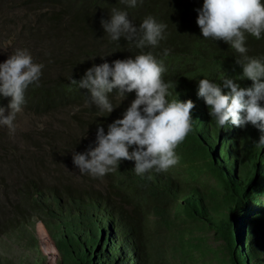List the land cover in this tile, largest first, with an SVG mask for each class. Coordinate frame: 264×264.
<instances>
[{
  "label": "trees",
  "instance_id": "16d2710c",
  "mask_svg": "<svg viewBox=\"0 0 264 264\" xmlns=\"http://www.w3.org/2000/svg\"><path fill=\"white\" fill-rule=\"evenodd\" d=\"M38 4L46 8L43 69H57L62 76L40 79L38 87L27 89L31 95L44 101L88 95L69 79L78 81L93 65L108 62V35L100 20L117 7L126 10L137 26L148 15L167 24L166 38L159 46L143 51L163 61L167 71L162 80L173 82L167 99L177 96L195 105L192 131L175 148L174 166L143 175L133 170L134 161L123 160L119 166L115 193L129 197L135 210L142 209L139 218L108 192L70 185L36 190L31 205L37 221L31 227L37 231L28 242L39 254V264H196L190 263L196 252L218 254L208 246L206 233L222 242L226 264H264V149L255 144L260 133L251 125L219 127L197 96L200 79L218 83L224 74L242 75L235 63L239 54L230 45L202 37L195 10L203 0H138L135 8H126L120 0H31L35 23L40 17ZM98 36L105 40L101 49L92 41ZM74 39H91L95 52L81 48L72 52ZM169 44L175 52L165 56ZM246 47L249 56L264 57V33L260 39L248 35ZM94 53L97 57H92ZM236 82L245 88L252 85L247 79ZM152 223L167 226L174 262L166 261L160 252L164 244L153 238Z\"/></svg>",
  "mask_w": 264,
  "mask_h": 264
},
{
  "label": "clouds",
  "instance_id": "9594fccd",
  "mask_svg": "<svg viewBox=\"0 0 264 264\" xmlns=\"http://www.w3.org/2000/svg\"><path fill=\"white\" fill-rule=\"evenodd\" d=\"M126 8H135L138 0H120ZM142 2V0H139ZM197 12L196 24L203 38L224 41L239 54L235 63L242 75L229 78L226 74L217 83L209 79L198 81L197 96L203 98L209 115L221 127L244 129L251 125L260 133L256 147L264 149V57L247 53V36L260 39L264 33V3L261 0H203ZM100 25L112 42L123 39L141 50L135 57L104 62L87 69L80 80L70 77L71 85L87 90L85 104L95 107L97 114H110L116 106L110 96L125 99L135 93V99L122 114L107 127L98 126L93 147L72 153V163L81 175L103 177L118 169L121 161H134V171L143 175L150 170L167 171L177 163L175 148L192 131L191 100L180 101L172 93L173 82H164L162 73L167 69L146 48H155L166 38L167 24L146 16L137 26L128 12L113 7ZM165 56L169 50L165 49ZM43 64L33 62L26 49H18L0 63V96L10 98L7 107H0V126L15 129L16 114L26 103L25 93L31 85L39 86ZM247 79L251 87H241L236 80ZM226 94H222L224 90ZM135 145L130 152L129 148Z\"/></svg>",
  "mask_w": 264,
  "mask_h": 264
},
{
  "label": "rangeland",
  "instance_id": "374dc122",
  "mask_svg": "<svg viewBox=\"0 0 264 264\" xmlns=\"http://www.w3.org/2000/svg\"><path fill=\"white\" fill-rule=\"evenodd\" d=\"M30 3L31 0H0V63L16 50L26 49L34 63L45 65L42 30L46 8L44 4L37 5L36 13L40 17L39 22L35 23ZM90 40L74 39L71 46L76 47L72 52H77L79 48L95 52L93 45L88 42ZM92 41L101 49L105 40L98 36ZM69 43L66 42L67 45ZM165 49L169 53L175 52L174 45H166ZM137 50L123 39L117 43L108 37L110 64L117 59L134 57ZM92 57H97V54L94 53ZM60 74L61 71L57 69H42L40 79L47 80L50 76ZM135 98L133 92L122 100L115 95L114 90L110 99L116 108L110 114L98 115L95 107L89 108L85 104L84 97L44 101L39 95L33 96L26 90V103L23 110L16 114L14 131L10 132L7 126H0V264H39L40 256L28 242L29 235L37 231L31 227L37 221L31 205L37 189L47 191V186L70 185L108 192L132 214L138 218L141 216L142 209L140 212L135 210L129 197H120L115 193L122 161L117 170L103 177L81 175L72 163L73 152L82 153L89 145L95 146L97 127L102 126L107 134L108 125L116 119H122V114ZM9 101L10 98L0 96V107L6 108ZM173 217L171 215L170 219ZM150 229L153 238L159 240V244H164L163 250H160L164 253V259L174 262L168 247L171 238L167 226L152 223ZM206 235L210 236L208 246L218 254L203 256L196 252L190 263L226 264L222 242L214 239L211 233Z\"/></svg>",
  "mask_w": 264,
  "mask_h": 264
}]
</instances>
